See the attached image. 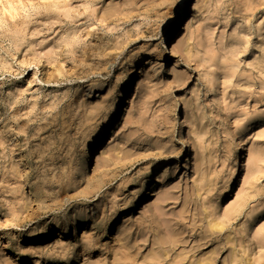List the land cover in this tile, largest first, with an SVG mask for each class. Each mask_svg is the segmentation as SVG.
<instances>
[{
	"label": "rangeland",
	"instance_id": "obj_1",
	"mask_svg": "<svg viewBox=\"0 0 264 264\" xmlns=\"http://www.w3.org/2000/svg\"><path fill=\"white\" fill-rule=\"evenodd\" d=\"M198 1L205 8L172 39L177 58L135 78L84 175L132 64L168 53L162 34L178 0H0V264H48L20 255L25 241L76 207L96 224L80 235L90 248L34 244L56 253L50 264H264V0ZM184 134L191 155L179 160ZM244 144L253 169L228 198ZM159 165L169 170L143 215L108 234ZM93 179L103 181L96 197Z\"/></svg>",
	"mask_w": 264,
	"mask_h": 264
},
{
	"label": "bare ground",
	"instance_id": "obj_2",
	"mask_svg": "<svg viewBox=\"0 0 264 264\" xmlns=\"http://www.w3.org/2000/svg\"><path fill=\"white\" fill-rule=\"evenodd\" d=\"M205 1H198V0H183L182 4L179 7V10L177 12V6L175 8L174 11H172V13H170V27L167 29V32L162 34L163 39L162 42L164 44H168V53H166V55L164 56L162 51L159 52L158 55H149L148 58L146 59H142L141 61L137 62L136 64H132L131 68V73L127 79V83H125L124 87L122 88V90L117 94V96L114 98L113 100V104L115 105V110L114 113L112 114L111 119L109 120L108 125L106 126V129L104 130V133H102L101 135L97 136L95 138V140L92 142L91 144V149H88V154L86 156V159L84 158L83 161V165L82 167H79V171L80 173H83L84 175H86L87 171H88V165H90L91 163H93V158H92V153L94 150L96 149H100L103 142H105V140H107L108 136H110V132L111 130L117 126V122L122 118L123 114L120 115V113L122 111L125 112V109L123 107V104L125 103V99H126V94L130 88V85L134 82L135 78L137 77H141L144 74V71L146 69L147 66H150L151 64H155V66L153 68H155L154 72H157L156 67L160 65V63L164 62L166 59L171 60L174 58H177V51L178 48L175 45V43L173 44L172 39H174L176 37V31L178 29V26L181 25V23L184 21L185 16L188 13H191V15H198L201 10L203 8H205ZM171 41V45H169V42ZM176 65H173L171 67V71L172 73L176 72ZM120 115V118H119ZM119 118V119H118ZM258 124V123H257ZM256 124V125H257ZM190 139L189 136L184 134L181 137V140L179 143L175 144V149L177 147H180V159H187L191 153H190ZM249 152V147L248 145L244 144L242 146V148L240 149V153L238 154V156L236 157V161L234 166L237 168L236 169V173L235 175L236 178L232 179L231 181H229V187H228V192L226 195H228V198L232 197L233 194V190L234 188L241 184L242 181L241 179L245 176V174L247 173V171H250L251 167L245 168V154H247ZM250 159L253 161L254 165H258L261 162V155L258 153H253L252 156L250 157ZM180 163V161H178L177 163H174L175 169H179L177 167V165ZM177 164V165H176ZM169 164L165 165L168 166ZM173 165V164H171ZM159 165L158 167H156L154 170L150 171L152 175H150L148 178V181H146L143 185L141 189H135L134 194H132L129 198L135 197V196H139L141 193L140 192H144L141 194V196L138 198L136 204L138 203V207H136L137 209L132 210L131 209V204L130 203H126L124 201L122 206V209L120 212L115 213V215L112 216L111 221H110V227L107 229L108 234L111 231H116L118 228L119 223H124L126 224L129 220L134 219L138 216L143 215L144 210H145V206H146V202L150 199H152L153 197H155L156 193L160 190V187L163 185L164 180H161L160 177L162 175L163 170H169L168 167H165ZM191 166V161L188 160V163L185 165V169L184 170H189ZM88 168V169H87ZM87 169V171H86ZM27 176V175H25ZM91 177V176H90ZM27 178V177H25ZM94 180V179H93ZM93 186L95 195L94 197L98 196L99 194V190L102 188L103 185V181L99 182V181H89L88 186ZM127 190V189H126ZM128 198V199H129ZM97 199H95L94 201H96ZM144 201H146L144 203ZM89 207H76L74 209V211L72 213H70V215L68 217H66L64 222H60L59 220H52L50 222V224H47L48 222H46L43 226H50L51 230L47 233L42 234L40 237H37L36 239H31L30 242L29 240H26L25 242L28 241V245L27 246V250L26 251H21L20 255H24L25 253L30 254L31 256H36V255H41V256H45L46 257V263L50 264L52 263V261H54V256H56V253L53 252H48L44 253V251L42 253L37 252V248L34 246V244H48L50 242H52L54 238H59V247L62 251H66L68 250V246H66L67 240L69 238H73V240L71 241L72 243L71 246L73 247H77L79 244L80 246L84 249V252L89 249V244L87 245H83L81 244V240H80V235L84 230H87L88 232L90 231H96L97 229L94 228L96 227V224L89 226V223H91L90 220H92L93 216L91 215L92 213L88 211ZM263 218L262 220H264V213H263ZM128 219V221H127ZM212 228H215V230H218V228H220V224L213 222L211 224ZM131 229V228H130ZM139 230V229H138ZM130 230H127V232ZM72 234V235H71ZM25 236L22 233L18 234L17 237V241L18 242H22V239H24ZM104 238V237H103ZM52 239V240H51ZM19 255V256H20ZM60 259L63 262H67V258L65 256H63V254H59ZM78 257H80L78 255ZM22 258V257H21ZM23 259V258H22ZM4 261L8 262L9 261V256L5 255L4 257ZM36 264H39V261H36ZM71 264H75L71 263Z\"/></svg>",
	"mask_w": 264,
	"mask_h": 264
},
{
	"label": "snow or ice",
	"instance_id": "obj_3",
	"mask_svg": "<svg viewBox=\"0 0 264 264\" xmlns=\"http://www.w3.org/2000/svg\"><path fill=\"white\" fill-rule=\"evenodd\" d=\"M182 2H183V0H178V3H177V12H178L179 7H180V5L182 4Z\"/></svg>",
	"mask_w": 264,
	"mask_h": 264
}]
</instances>
